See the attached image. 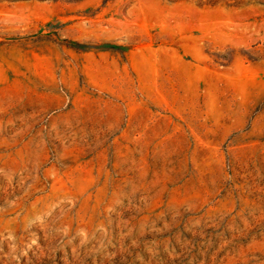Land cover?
<instances>
[{"label":"rangeland","instance_id":"374dc122","mask_svg":"<svg viewBox=\"0 0 264 264\" xmlns=\"http://www.w3.org/2000/svg\"><path fill=\"white\" fill-rule=\"evenodd\" d=\"M0 264H264V0H0Z\"/></svg>","mask_w":264,"mask_h":264}]
</instances>
